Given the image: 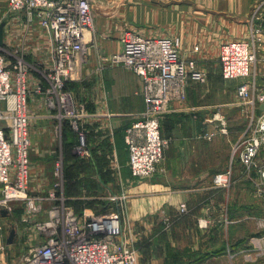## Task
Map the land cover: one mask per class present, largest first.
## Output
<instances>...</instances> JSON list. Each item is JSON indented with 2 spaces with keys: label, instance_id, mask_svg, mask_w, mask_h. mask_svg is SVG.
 Masks as SVG:
<instances>
[{
  "label": "crops",
  "instance_id": "1",
  "mask_svg": "<svg viewBox=\"0 0 264 264\" xmlns=\"http://www.w3.org/2000/svg\"><path fill=\"white\" fill-rule=\"evenodd\" d=\"M129 1L128 9H123L118 16L121 21L128 20L132 26L120 24V20L101 21L103 17L96 20L94 17L93 28L86 35L88 50L81 57L75 79L68 82L76 92L82 77L87 81L84 77L102 68L105 85L102 107L100 112L87 115L91 121L88 119L86 122L100 123L103 128L97 130L98 134L86 130L93 154L88 159L78 156L73 150L78 135L69 120H60L57 110L48 107L45 97L36 89L37 85L41 89L48 86L45 73L53 65L46 33L37 21L28 19L24 13H16L9 27L5 22L3 45L9 51L18 48L23 54L31 65L30 85L35 87L29 94L31 187L38 192L48 189L54 159L61 152L66 164L68 205L81 213H99L105 208L104 201L91 193L104 183L115 186L121 176L130 177L124 129L139 117L145 108V101L139 75L122 64H110L102 58L121 50V36L126 30L176 37L183 58L216 59V68L209 70L203 65L206 80L202 83L189 81L186 99L170 102L161 123V133L168 139L161 169L152 179L144 182L143 191L142 184L135 185L134 195L128 201V217L132 224H145L148 217L144 214L150 201L154 206L160 204L169 214L173 213L167 219L170 226L162 229L158 237V246L151 243L155 238L145 237L140 256L146 258L144 254L151 255L152 258L147 259L148 264H243L238 256L233 257L235 252L229 247L233 237L228 225L234 221L225 217L174 213L181 203L190 209L198 206L204 190L211 191L212 177L216 173L233 166L234 174H239L238 159L232 162L230 151L235 135L240 132L242 123H246V107L238 92L244 80L236 82L238 78H235L226 79L231 84L223 82L225 80L220 76L218 65L219 45L248 36V16L252 4L258 0ZM257 53L258 59L251 72L257 75L259 68L257 80L260 90H264V73L261 71L264 68V44L257 49ZM12 60L9 55L8 63ZM258 107L255 114L259 119L264 116V110L259 114ZM105 128L110 131L109 134H103ZM27 188L24 193L28 192ZM79 193L80 197H77ZM8 207L7 204L2 206L8 212L7 215H0V224L5 226L0 230V264H21L24 244L27 247L31 243L28 241L33 240L36 234L30 233L29 228L27 237L26 227L12 218L13 212ZM43 211L33 216L42 215ZM11 224L16 228V237L13 242H8ZM204 224L207 226L201 227ZM155 255L158 256L153 257Z\"/></svg>",
  "mask_w": 264,
  "mask_h": 264
},
{
  "label": "built area",
  "instance_id": "2",
  "mask_svg": "<svg viewBox=\"0 0 264 264\" xmlns=\"http://www.w3.org/2000/svg\"><path fill=\"white\" fill-rule=\"evenodd\" d=\"M91 1L8 0L12 11L37 21L47 35L53 65L45 73L48 86L41 89L37 85L36 89L45 97L47 106L57 110L60 120H69L78 135L73 150L82 158L92 154L87 131L78 125L88 113L68 82L75 79L81 57L88 50L84 30L94 20ZM251 25L250 40L232 39L220 44L219 61L224 79L246 77L251 73L257 61V42L264 39V0H259L254 7ZM121 44V50L104 61L122 64L141 79L146 109L142 118L133 122L125 133L131 172L141 177L155 170L168 144V139L160 132L161 116L168 111L171 101L186 99L190 80L203 82L206 74L193 58L181 57L178 39L128 30L122 34ZM9 55L13 57L11 63L7 61ZM30 71L31 65L18 48L9 51L0 45V183L7 192L9 188L25 191L29 184ZM238 92L247 107H251L249 115L253 120L258 103L264 102V92H256L255 83L248 82L241 83ZM261 122L264 128V118ZM253 140L243 148L237 144L233 151L240 150V159L248 166L254 162L258 151L259 141ZM65 165V157L60 152L54 161L56 181L47 197L50 217L31 225L30 233L36 234L40 241L31 240L30 248L21 256V264H139L135 248L121 236V211L112 208L99 213H77L66 203V198L56 195L65 189ZM229 175L230 171L220 173L216 179L227 181ZM19 196L28 198L26 193ZM118 199L116 194L111 196L116 205L125 202ZM42 200L40 196L29 199L30 214L43 210ZM5 205L0 201V206ZM180 209L185 212L187 207L182 205Z\"/></svg>",
  "mask_w": 264,
  "mask_h": 264
},
{
  "label": "rangeland",
  "instance_id": "3",
  "mask_svg": "<svg viewBox=\"0 0 264 264\" xmlns=\"http://www.w3.org/2000/svg\"><path fill=\"white\" fill-rule=\"evenodd\" d=\"M258 1L252 4L248 16V24L250 29L248 36L246 38H238V39L250 40L251 38L250 33L252 26L251 25L252 11L254 7L258 4ZM91 2L93 5V17H95V20L97 17H103L101 21L104 20L111 22L112 20L121 21L120 16L123 9H128L130 4L129 0H92ZM95 13L97 15H95ZM118 14L120 16H118ZM15 16L17 15L14 11L10 9L8 0H0V22L5 21L7 27H9V24L13 23ZM125 23L126 25H130L129 21L126 19L120 22V24H125ZM174 39H178V38L175 37ZM257 44H258V48L264 44L263 37L261 40L257 42ZM178 50H179V46H178ZM109 56L110 55H104L102 59H106ZM256 59H258L257 51H256ZM193 60L195 61L197 67L200 68L201 70H204L203 65L208 67L209 70H213L216 68V64H215L216 59H214L213 61L208 59L204 60V58L200 60L194 57ZM218 62H219L218 65H220L219 59ZM108 63H110V61ZM257 71H258V73L256 72L257 75L253 71L246 77H239L238 80H236V82L242 79L244 80V82L250 81L249 82L250 85H252V83H255L256 92H264V90H260L258 84L259 81L257 80V78L259 77V68H257ZM261 71L264 73V68ZM220 72H221V67H220ZM102 73L103 71L101 68L100 70H95L94 72H91L86 77H84V79L87 81L82 80L83 79L82 77V79L80 80L82 83H80L76 87L77 88L76 92H74L76 94L77 100H80L79 102H81L82 104L84 103V109L86 113L88 112V115L100 112L101 110L102 89L105 88L104 81L102 79ZM220 76H222V72ZM262 77H264V74H262ZM224 80L225 81L223 82L226 83L231 82V81L227 82L226 79ZM191 81L193 80H190V82ZM30 86H31L30 91L33 88H35L32 86V84ZM103 100L105 99L103 98ZM242 101H243V105L246 107V119H245L246 123H242V128L239 129L240 132L238 133V135H235L234 142L230 151L232 162L238 159L237 162L239 163V165L237 169L239 171V174L236 176L234 174L233 166H230L226 171L220 172V173H225L230 171L228 180L217 181L216 175L220 173L219 172L216 173L212 177L213 186H211L210 188L211 191L208 192V190L206 189L204 190L205 194L202 195L198 206H196L193 209H190L189 207H187L185 203H181L179 205V208H177V212L174 214L180 215L186 213V214H193L196 216H205V217L217 216V217H225L228 220H231L232 222L234 221V223L228 225L229 232L232 234L233 237L229 245L230 248H233L232 251L235 252L233 257L238 256V259L242 261L243 264H264V175H263L264 128H261V123H262L261 121L264 118V116H260L258 119L256 114H254V118L253 120H251L250 118L251 115H249V110H251V107L250 106L247 107V105L244 102V99H242ZM145 109H146V102H145L144 110L141 112L139 117L137 116L138 118L135 119L133 122L142 118V113L145 111ZM166 113L167 110L160 118V132H161L162 119L166 115ZM88 119L89 121H91V119L88 118L87 116H83L81 118L80 123H78L79 126L81 125V129L84 130L88 129L89 131L92 130L93 132L96 133L103 128L100 123H89V121L86 122ZM87 125L89 127H87ZM129 126L130 125H128V127ZM128 127L124 129L125 130L124 138H125L126 129ZM29 131H30V127H29ZM103 131L105 132V133L103 132V134L110 133V131H107V128L103 129ZM240 133H242V135L239 137ZM253 138L258 139L259 141L258 151L256 153V156L254 157V162L250 166H248L241 161L239 156L240 150H237L235 153L233 151H234V147L237 144H239L240 147L243 148L244 145L247 144L248 142H253L254 141ZM125 146H126V150L128 151L127 167L131 174L130 177L124 178L121 176V178L117 180L118 182L115 186H111L108 183H104V185H102L100 189H97L95 192L91 194L92 196H96L99 199L103 200L104 203L106 204L105 208L102 211H106L112 208L121 211L123 217L122 218L123 232L121 236H123V238L127 240L129 245L132 244V246L135 248L138 254V263L148 264L147 259H151L152 258L151 255L150 257H148L147 253L144 254L146 258H141L140 256L141 251L143 249V244H145V239H146L145 237L155 238L154 240L152 239L153 241L151 243L158 246L159 245L158 237L160 233L163 232L162 229L166 230L170 226V224L167 223V219L169 218V215H172L173 213L169 214V212L160 204H158V206L156 205L154 206L153 201H150L148 202L147 205L148 208L146 209V213L144 214L147 215L148 217L147 220L145 221L146 223L144 224L143 222H141V224L137 223V225L132 224V222H130V219L128 217V201L130 196L134 195L133 189L135 188V185L142 184L141 189L143 191L144 182L152 179L153 176L156 175L158 171H160L161 163L164 156H162L155 170L151 174L141 177L134 176L129 166L130 152L127 144ZM163 155H164V151H163ZM92 156L93 154H91V156L84 158L88 159L91 158ZM31 161L32 159L30 157V163ZM29 176L30 178H29L28 186L29 185L30 186L27 188L28 192L26 191L28 198H21L19 196V195H24L23 191H21L23 192L22 194L20 193L19 195L14 196L16 191L9 189V194H8L7 191L3 190V184L0 183V186L2 187L0 191V201L5 202L7 205H9L11 212H13L12 218L20 221V226L26 227L27 233L29 231V228L35 221L47 220L50 217L48 212L50 209V200L47 199V197L49 195L50 190L53 188V184L56 181V177L54 175V167H53L52 180L48 189L46 191L38 192V191H34L31 187L33 181V176L31 175V172ZM65 178L67 179L66 175ZM10 191H12V193ZM113 194H116L119 197L118 200L121 201L124 200L125 202H123L121 205H116L111 200V196ZM56 195L61 198H66V203H68V195L65 189L63 191L57 192ZM38 196L43 198L41 203L44 211L42 215H38L34 217L33 215H35V213L30 214L28 211V206H29L28 202L29 199H31L32 197L35 198ZM77 197H80V193L79 195H77ZM142 197H144V195H142ZM182 205H185L187 207V210L185 212L181 211L180 209ZM37 213L38 212H36V214ZM77 213H81V212H77ZM153 218L154 220L152 221ZM134 226L135 227L137 226V231L135 230ZM206 226L207 224H204L201 227H206ZM4 227L2 224H0V230ZM26 235L28 237L29 233ZM33 241L38 242L40 240L34 237ZM28 242L31 243H29L27 247L24 244V247L22 249V254L30 248L32 241L30 240ZM156 256L158 255H155L153 257Z\"/></svg>",
  "mask_w": 264,
  "mask_h": 264
},
{
  "label": "water",
  "instance_id": "4",
  "mask_svg": "<svg viewBox=\"0 0 264 264\" xmlns=\"http://www.w3.org/2000/svg\"><path fill=\"white\" fill-rule=\"evenodd\" d=\"M4 26H5V21L0 22V45H3L4 43ZM264 109V102H262L259 107H258V113L260 114L262 110ZM8 209L0 207V215H7ZM9 235H8V242H13L16 237V228L13 224L10 225L9 227Z\"/></svg>",
  "mask_w": 264,
  "mask_h": 264
},
{
  "label": "bare ground",
  "instance_id": "5",
  "mask_svg": "<svg viewBox=\"0 0 264 264\" xmlns=\"http://www.w3.org/2000/svg\"><path fill=\"white\" fill-rule=\"evenodd\" d=\"M94 22V21H93ZM93 28V23L91 24V26L88 28V29H85L84 31V34H85V38H84V40H85V42H86V35H87V33L89 32V29H92ZM9 189H11V190H13L12 188H9ZM9 189H8V194H9ZM14 191H16V190H14ZM22 194L23 192H18V191H16V193L15 194ZM6 204V203H5Z\"/></svg>",
  "mask_w": 264,
  "mask_h": 264
},
{
  "label": "trees",
  "instance_id": "6",
  "mask_svg": "<svg viewBox=\"0 0 264 264\" xmlns=\"http://www.w3.org/2000/svg\"><path fill=\"white\" fill-rule=\"evenodd\" d=\"M65 169H66V165H65ZM66 182H67V179H66ZM77 212V211H76Z\"/></svg>",
  "mask_w": 264,
  "mask_h": 264
}]
</instances>
